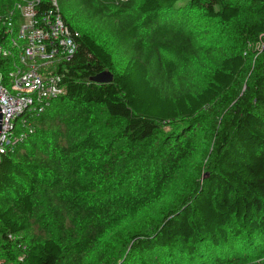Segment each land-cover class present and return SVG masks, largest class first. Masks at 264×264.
Masks as SVG:
<instances>
[{
    "label": "trees",
    "instance_id": "trees-1",
    "mask_svg": "<svg viewBox=\"0 0 264 264\" xmlns=\"http://www.w3.org/2000/svg\"><path fill=\"white\" fill-rule=\"evenodd\" d=\"M16 1L0 0V17ZM82 1L90 14L110 7L130 55L117 69L69 19L68 1H57L77 49L63 70L65 93L0 156V264H264V58L251 66L245 57L248 43L264 39V0H135L134 14L117 0ZM195 13L217 26L223 47L201 87L160 56L152 63L173 48L214 52L198 41L209 30H187ZM249 71L256 77L244 83ZM101 72L111 81L94 82ZM205 123L214 127L212 169L178 204L162 205L163 192L153 190L196 157ZM108 128L116 130L103 139ZM125 226L113 256L102 235Z\"/></svg>",
    "mask_w": 264,
    "mask_h": 264
},
{
    "label": "built area",
    "instance_id": "built-area-1",
    "mask_svg": "<svg viewBox=\"0 0 264 264\" xmlns=\"http://www.w3.org/2000/svg\"><path fill=\"white\" fill-rule=\"evenodd\" d=\"M50 1L52 9L42 0L16 1L0 17V156L13 153L33 133L34 118L65 93L63 70L76 52L77 33Z\"/></svg>",
    "mask_w": 264,
    "mask_h": 264
},
{
    "label": "rangeland",
    "instance_id": "rangeland-1",
    "mask_svg": "<svg viewBox=\"0 0 264 264\" xmlns=\"http://www.w3.org/2000/svg\"><path fill=\"white\" fill-rule=\"evenodd\" d=\"M67 1L73 9L69 11L71 13H75V15H69V19L79 20L83 27L82 29L87 32L93 39H95V41L100 43L103 47H105L112 53L115 66L117 67V69L121 70L125 66L130 55V51L127 50L128 46H125V44H129V40L125 36L122 37L124 35L122 33L123 31L120 32L119 30H116L114 27V21L109 19L108 11L110 7H102L103 10L100 13L96 14H94L93 9L91 8V11L93 13L90 14L86 8H84V10L79 9L83 6L82 0ZM134 2L135 0H117L115 1L114 6L118 7L121 3H126L128 5V8L125 9L124 12L126 14H134V6H132ZM115 10L120 12L119 8H116ZM77 15L81 16L79 17ZM216 28L217 26H211L210 22L204 19L202 15L195 13L190 18V21L187 25V30H199L202 32L201 35H204L209 30L210 34L198 41L202 45L212 46L214 52L212 54H205L201 50H199L197 46L193 47L191 50L184 49V52L182 50L173 48L170 51H164L156 54L155 60H152V63L155 65L160 62V60L158 59L160 56L162 58V64H170L172 66V70L176 75L182 76L184 74L189 84L193 87H201L205 85V83L209 80V75L218 65L219 51L217 50V48L223 49V47L218 43L220 38L219 33L214 32ZM247 47L248 53L245 57L247 58V60H249L248 63L251 66L257 65L259 60H262L264 58V39L260 38L259 41L250 42L247 44ZM255 77V73L253 71H249L245 76L244 83L247 81H253V78ZM69 109L70 108H67L65 111V115H62L64 119L67 118V112ZM213 128V126L208 125L207 123H205L200 128L196 138H194L193 140L194 144L198 146L196 157L190 161L184 162L180 166V169L175 173V175L171 177L172 180H170L169 183L165 185L163 191H160L161 187L153 190L152 193H155L156 195H158L160 192H163L161 197V201L163 203L162 205H164L166 202L172 204L171 206L178 204L187 190L193 187L197 180H204L207 176V172L212 169L213 160H209V156L211 154L209 134L211 129ZM115 130L116 128H108L104 131L106 134L101 136H103V139L110 137L112 138L113 134L110 132H115ZM98 137H100V135ZM158 172L160 174H163L166 171H162L161 167L158 166ZM150 195L151 194H148L147 196L149 197ZM90 198L92 200H96L94 196ZM143 199L146 200L145 198ZM84 203L87 202L85 201ZM97 207H95V205H92V211L99 213V211L96 210ZM155 209L156 212H159L161 208L156 207ZM128 230V226L116 227L114 229L108 230L106 232L107 235H102L101 239L102 246L105 248L104 250L109 251L114 248L115 243L118 240L123 239ZM118 250L119 247H115L111 254L115 256ZM96 260L97 259H91L92 262Z\"/></svg>",
    "mask_w": 264,
    "mask_h": 264
},
{
    "label": "water",
    "instance_id": "water-1",
    "mask_svg": "<svg viewBox=\"0 0 264 264\" xmlns=\"http://www.w3.org/2000/svg\"><path fill=\"white\" fill-rule=\"evenodd\" d=\"M112 79V77L108 74H106L105 72H101L98 75L93 77V81L97 82V83H106V82H110ZM1 119H2V115L0 113V129H1Z\"/></svg>",
    "mask_w": 264,
    "mask_h": 264
}]
</instances>
